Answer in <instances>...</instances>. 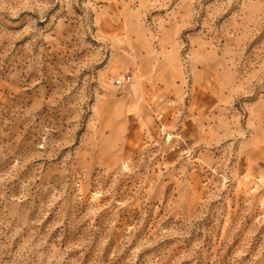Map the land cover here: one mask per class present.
Instances as JSON below:
<instances>
[{
	"label": "rangeland",
	"instance_id": "rangeland-1",
	"mask_svg": "<svg viewBox=\"0 0 264 264\" xmlns=\"http://www.w3.org/2000/svg\"><path fill=\"white\" fill-rule=\"evenodd\" d=\"M0 264H264V0H0Z\"/></svg>",
	"mask_w": 264,
	"mask_h": 264
},
{
	"label": "built area",
	"instance_id": "built-area-1",
	"mask_svg": "<svg viewBox=\"0 0 264 264\" xmlns=\"http://www.w3.org/2000/svg\"><path fill=\"white\" fill-rule=\"evenodd\" d=\"M116 84H117V85H121V82L118 80V81L116 82Z\"/></svg>",
	"mask_w": 264,
	"mask_h": 264
}]
</instances>
